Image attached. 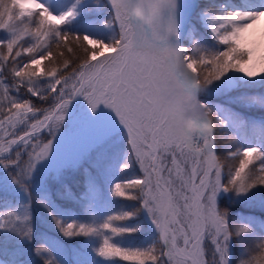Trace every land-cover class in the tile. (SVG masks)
Instances as JSON below:
<instances>
[{"label": "snow or ice", "instance_id": "6c2138e0", "mask_svg": "<svg viewBox=\"0 0 264 264\" xmlns=\"http://www.w3.org/2000/svg\"><path fill=\"white\" fill-rule=\"evenodd\" d=\"M0 33V264H264V0H0Z\"/></svg>", "mask_w": 264, "mask_h": 264}, {"label": "rangeland", "instance_id": "374dc122", "mask_svg": "<svg viewBox=\"0 0 264 264\" xmlns=\"http://www.w3.org/2000/svg\"><path fill=\"white\" fill-rule=\"evenodd\" d=\"M3 33H0V35H2ZM214 102H219V101H214ZM39 135V134H38ZM45 135H46V133H45ZM217 135L219 136V133H217ZM135 174V173H134ZM165 175H166V173H165ZM208 259L210 260L211 259V254H210V252H209V255H208Z\"/></svg>", "mask_w": 264, "mask_h": 264}]
</instances>
